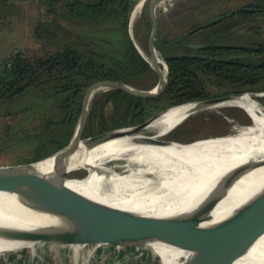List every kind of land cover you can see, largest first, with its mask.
Instances as JSON below:
<instances>
[{"label": "trees", "instance_id": "obj_1", "mask_svg": "<svg viewBox=\"0 0 264 264\" xmlns=\"http://www.w3.org/2000/svg\"><path fill=\"white\" fill-rule=\"evenodd\" d=\"M137 1L39 0L47 21L57 29H60L58 19L83 25V28L74 32L76 37L66 40L59 37L58 48L40 57H29L12 49L0 62V104L26 102L22 107L2 114L12 118L36 115L33 128L24 130L35 146L32 157L24 162L47 157L69 142L79 117L83 91L90 84L112 80L141 89L153 85L150 81L142 88L132 83L140 77H154L128 33L130 16ZM147 3L148 0L144 1L138 12V20L145 28V39L150 28ZM58 10L66 14L58 17ZM254 14H264V1L245 2L189 28L178 37L162 39L160 43L186 45L170 54L158 50L156 41L160 28L159 16H156L153 44L166 67L163 91L149 99H139L116 89L93 93L87 105L82 135L132 126L181 103L244 91L264 92V41L248 46L204 41L199 48L189 47L184 42V36L215 26L224 18L243 19ZM105 25L111 27L105 28ZM252 29L255 30L254 27L249 30ZM45 32L50 33L49 30Z\"/></svg>", "mask_w": 264, "mask_h": 264}, {"label": "water", "instance_id": "obj_2", "mask_svg": "<svg viewBox=\"0 0 264 264\" xmlns=\"http://www.w3.org/2000/svg\"><path fill=\"white\" fill-rule=\"evenodd\" d=\"M161 1L148 0L146 8L150 20L146 41L148 65L157 77L153 88L145 91L137 90L125 83L112 80H100L87 86L81 97L80 113L74 132L69 142L54 152V155L66 159L77 149L79 142L87 147L93 143L122 136L125 133H121V130L124 129L128 130L126 135L143 133L142 131L152 120L177 105L193 103L195 106L189 112L192 113L232 97H240L241 93H236L181 103L169 106L132 126L109 129L93 135H82L89 99L98 90L116 89L139 99L153 98L163 91L166 67L158 61L153 44L157 28L156 6ZM191 47L199 48L201 45ZM169 130L161 135L143 133L137 141L141 144L158 146L185 145L193 142L180 143L168 140L165 135ZM63 158L60 161V168L51 176L40 175L31 168L32 164L39 160L0 165V192L13 193L26 204L27 208L55 216L60 222L34 229H22L14 234L17 239L31 241L34 244L84 248L123 264H160L158 255L146 246L147 241L158 240L186 252L185 256L178 259L177 264H232L264 231V189L240 204L226 218L210 225H203L209 219L208 214L215 203L223 196L220 181L214 184L215 188H212L197 206L186 212L169 216L143 215L91 201L66 187V180L81 178L68 176L73 170L67 171ZM55 221L57 222L56 219Z\"/></svg>", "mask_w": 264, "mask_h": 264}, {"label": "bare ground", "instance_id": "obj_3", "mask_svg": "<svg viewBox=\"0 0 264 264\" xmlns=\"http://www.w3.org/2000/svg\"><path fill=\"white\" fill-rule=\"evenodd\" d=\"M218 104L241 108L251 119L252 125L240 128L234 135L169 146L141 144L137 139L143 133L126 135L128 130L124 129L121 130V133H125L122 136L87 147L79 142L77 149L66 159L53 154L33 163L31 168L40 175L51 176L60 168L63 158L67 171L85 170L82 179L66 180V187L91 201L151 216H169L192 209L220 181L221 186H217H220L223 196L209 212V219L203 223L210 225L226 218L240 204L264 189V112L246 94ZM194 106L193 103H186L171 107L152 120L145 129L162 124L154 133L161 135L188 115ZM128 156L143 165H151L152 169L159 168L164 175L150 182L130 174L109 172L101 167V161ZM100 167L101 172L95 180L82 182L85 177L88 178L85 168L98 171ZM101 179L108 181L112 188L110 191L98 189L96 183ZM51 223L60 222L55 216L27 208L17 195L0 192V251H5L3 248L32 246L33 242L17 239L14 234L22 229H34ZM165 245L169 259L166 264H177L180 256L186 254L184 250ZM232 264H264V231Z\"/></svg>", "mask_w": 264, "mask_h": 264}, {"label": "rangeland", "instance_id": "obj_4", "mask_svg": "<svg viewBox=\"0 0 264 264\" xmlns=\"http://www.w3.org/2000/svg\"><path fill=\"white\" fill-rule=\"evenodd\" d=\"M176 1L162 0L160 2L165 4V10H169L174 5L173 11L169 10L166 15V18H170L169 21L161 24L159 37L156 41L158 50L163 54L179 51L181 47H186V45L184 43H177L172 46L167 43H160L162 39H170L174 36L178 37L189 28L206 22L219 14L227 13L233 8L251 0H193L189 5L190 7L184 10L180 9L181 5L175 3ZM34 7V0H0V62L12 49H18L29 57H40L58 48L57 43L60 37V29H57L54 24L48 22V18L41 13L33 15L32 11ZM58 11V17L66 14L64 11V13L60 10ZM138 12L139 10L130 16L131 26L129 23L128 33L139 54L148 62L147 38H144L145 28L138 20ZM157 16L160 15L157 13ZM58 21L60 26L67 27L72 31L83 28V25L78 26L74 23H68L65 19H58ZM237 24L241 25L236 27ZM104 27L110 28L111 26L105 25ZM250 27H254L255 30H249ZM45 30H49L50 33L46 34ZM96 35L99 36L97 33ZM204 41L208 44L237 46H248L254 42L264 41V14L259 16L254 14L243 19L236 16L234 18L227 17L215 26L201 28L192 35L184 36V42L189 47L192 45H202ZM154 50L158 61L164 64L160 53L155 47ZM164 66H161L162 71H164ZM156 80L157 77L154 74V77H140L133 80L132 83L144 88L151 81L153 82V85L149 88L151 89L155 85ZM131 87L137 90H149L135 86ZM245 94L264 112V92L244 91L241 92L240 97ZM25 103V101H20L9 105L0 104V165L28 163L23 160L33 155L34 140L28 137V135L25 136L24 130H31L33 128V125L36 123V115H21L20 117L12 118L2 114V112L5 113L8 110L22 107ZM251 125L252 122L241 108L229 104L211 105L183 117L170 128L165 138L180 143H188L203 138L209 139L234 135L240 128L250 127ZM161 127L162 124H156L144 129L142 132L154 134ZM44 158L46 157L39 160ZM100 163L101 167L109 170V172L111 170V172L116 174H130L139 180L145 179L151 182L159 176L164 175L163 171H160L159 168L152 169L150 168L151 165H143L140 162L132 160L129 156L110 161H101ZM101 167L98 171H91L85 168L88 170V178L85 177L82 182L89 183L93 179L95 180L100 174ZM84 175L85 171L83 169H75L68 174L69 177L81 179ZM96 186L102 192L112 189L108 181L104 179L99 180ZM146 246L147 249L158 255L160 264H166V261L169 260L167 259L168 254L166 255V245L164 242L152 240ZM2 250L5 251H0V264H104L91 252L88 253L72 246L37 243L23 248H3ZM172 255L174 256V252Z\"/></svg>", "mask_w": 264, "mask_h": 264}, {"label": "crops", "instance_id": "obj_5", "mask_svg": "<svg viewBox=\"0 0 264 264\" xmlns=\"http://www.w3.org/2000/svg\"><path fill=\"white\" fill-rule=\"evenodd\" d=\"M144 1H146V0H138L137 1V3H136V10L135 11H137V10H139V8H140V6L142 5V3L144 2ZM176 1V0H175ZM191 1H193V0H179V1H176L175 3H179L180 5H181V8L180 9H182V10H184V9H186V8H188V7H190L189 5H190V3H191ZM34 4H35V7H34V10L32 11L33 12V15H39L40 13L43 15V16H45L44 14H45V12H44V10H43V7L41 6V4L39 3V0H34ZM240 6V5H239ZM173 7H174V5H172L171 7H170V9L169 10H171V12L173 11L172 9H173ZM147 8V7H146ZM165 4H163V2L162 3H160V5L158 4L157 6H156V16H157V13H158V15H160L159 16V18H158V20H159V28H160V26H161V24L162 23H164V22H168L169 21V19L168 18H166L167 16V14H168V12H169V10H165ZM162 14V15H161ZM46 17V16H45ZM74 32H76L77 33V31H72L71 29H69V28H67V27H63L62 25L60 26V39H68V38H71V37H76V35L77 34H75ZM46 34H49V33H47L46 32ZM59 45V44H58ZM61 45V44H60ZM80 250H83V251H85V252H88V253H90L91 251H89V250H87V249H84V248H79ZM92 254H94V256H96V258H98V259H100V261H102L104 264H122L121 262H119V261H116V260H114V259H111V258H108V257H104V256H101L99 253H94V252H91Z\"/></svg>", "mask_w": 264, "mask_h": 264}, {"label": "built area", "instance_id": "obj_6", "mask_svg": "<svg viewBox=\"0 0 264 264\" xmlns=\"http://www.w3.org/2000/svg\"><path fill=\"white\" fill-rule=\"evenodd\" d=\"M135 12V9L133 10L132 14Z\"/></svg>", "mask_w": 264, "mask_h": 264}, {"label": "flooded vegetation", "instance_id": "obj_7", "mask_svg": "<svg viewBox=\"0 0 264 264\" xmlns=\"http://www.w3.org/2000/svg\"><path fill=\"white\" fill-rule=\"evenodd\" d=\"M202 46V45H201Z\"/></svg>", "mask_w": 264, "mask_h": 264}]
</instances>
